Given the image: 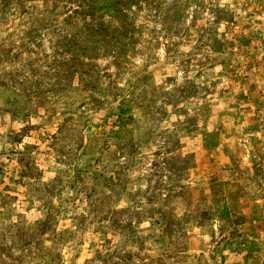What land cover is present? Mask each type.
Returning <instances> with one entry per match:
<instances>
[{
	"label": "rangeland",
	"instance_id": "1",
	"mask_svg": "<svg viewBox=\"0 0 264 264\" xmlns=\"http://www.w3.org/2000/svg\"><path fill=\"white\" fill-rule=\"evenodd\" d=\"M260 23L220 0H0V264H63L45 240L83 264H264Z\"/></svg>",
	"mask_w": 264,
	"mask_h": 264
},
{
	"label": "clouds",
	"instance_id": "2",
	"mask_svg": "<svg viewBox=\"0 0 264 264\" xmlns=\"http://www.w3.org/2000/svg\"><path fill=\"white\" fill-rule=\"evenodd\" d=\"M38 3L41 5L43 4V0H37ZM205 3H208V0H205ZM220 7L221 8H227L229 11H232L236 13V19L239 22V25L241 28L245 26V24H256L257 21L261 22L260 25L264 26V0H220ZM135 10V9H133ZM259 13V15H258ZM226 23V22H225ZM223 27V26H222ZM247 35V32L244 33ZM257 35L260 36L261 39H264V29ZM47 42H45V47H47ZM157 55H163V48H161L160 52L157 53ZM45 116L43 113H41V119H30L29 123L33 125H40L43 124L44 127L41 129V132L39 134L33 133V135L39 139V136H45V141H49L51 138L47 137L46 134L51 131V129L47 126V124H44ZM25 125L21 124L19 125L20 128L24 127ZM168 127L170 128L171 125L169 124ZM35 142V141H33ZM46 146V145H45ZM23 147V145H21ZM35 155V153H33ZM39 200L37 199L35 202V207H32V212L35 213L36 208L39 207ZM30 206V205H28ZM26 207V205H21L17 208L16 214L12 216L11 221L9 222L14 227L17 226H24L25 221L21 218V213H23V216H28V212H24L23 209ZM5 210L3 208H0V213H3ZM74 231V229H73ZM205 239H208L206 236ZM14 243L13 239L8 240V244L11 246ZM65 245H68L71 251V257L65 255L64 251ZM43 247L45 249H53L54 251H58L61 253V256H63V264H83L82 261L77 260V256L79 255H85L86 259L94 260V257L87 256L86 254H83L81 252V247H77V245H70L69 242L66 243H58L57 241H48L45 240ZM28 251L33 252L35 254L38 250L28 249ZM13 252H15L16 255H27L25 252H16V249L13 248ZM95 264H101L100 261H95Z\"/></svg>",
	"mask_w": 264,
	"mask_h": 264
}]
</instances>
